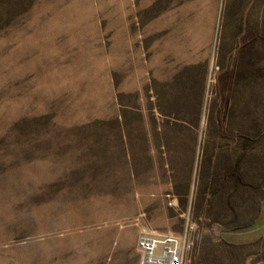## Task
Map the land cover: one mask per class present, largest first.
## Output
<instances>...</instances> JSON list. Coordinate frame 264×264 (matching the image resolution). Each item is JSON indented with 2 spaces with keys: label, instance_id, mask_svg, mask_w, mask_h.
Masks as SVG:
<instances>
[{
  "label": "rangeland",
  "instance_id": "374dc122",
  "mask_svg": "<svg viewBox=\"0 0 264 264\" xmlns=\"http://www.w3.org/2000/svg\"><path fill=\"white\" fill-rule=\"evenodd\" d=\"M264 264V0H0V264Z\"/></svg>",
  "mask_w": 264,
  "mask_h": 264
},
{
  "label": "built area",
  "instance_id": "2783aa9c",
  "mask_svg": "<svg viewBox=\"0 0 264 264\" xmlns=\"http://www.w3.org/2000/svg\"><path fill=\"white\" fill-rule=\"evenodd\" d=\"M193 246L194 241L187 234L144 228L136 249L140 264H191Z\"/></svg>",
  "mask_w": 264,
  "mask_h": 264
},
{
  "label": "bare ground",
  "instance_id": "6f19581e",
  "mask_svg": "<svg viewBox=\"0 0 264 264\" xmlns=\"http://www.w3.org/2000/svg\"><path fill=\"white\" fill-rule=\"evenodd\" d=\"M143 230H144V228H143ZM143 230H141V231H143Z\"/></svg>",
  "mask_w": 264,
  "mask_h": 264
}]
</instances>
